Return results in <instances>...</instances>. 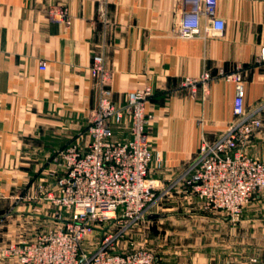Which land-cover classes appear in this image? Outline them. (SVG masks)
Masks as SVG:
<instances>
[{"label":"crops","instance_id":"0c3cea01","mask_svg":"<svg viewBox=\"0 0 264 264\" xmlns=\"http://www.w3.org/2000/svg\"><path fill=\"white\" fill-rule=\"evenodd\" d=\"M52 7L66 9L70 25L49 17ZM181 10V0H0L1 212L15 207L54 168L58 152L86 144L100 101L91 74L96 55L112 73L116 106H125L129 93L153 90L149 132L163 159L153 177L178 176L204 141H216L232 124L236 86L218 77L239 67L245 109L263 121L248 153L264 162V0H221L217 14L225 30L192 40L178 37ZM205 73L213 78L195 95L182 86ZM129 138V125L114 128V140ZM186 195L175 196L193 211H163L147 221L179 218L173 232L184 241L177 264H264V192L237 223ZM198 224L213 228L208 231L217 243L197 242Z\"/></svg>","mask_w":264,"mask_h":264},{"label":"built area","instance_id":"2783aa9c","mask_svg":"<svg viewBox=\"0 0 264 264\" xmlns=\"http://www.w3.org/2000/svg\"><path fill=\"white\" fill-rule=\"evenodd\" d=\"M181 1L179 38L199 39L225 30L226 22L217 14L221 0ZM47 15L70 25L62 7L50 8ZM40 67L46 69L47 64L42 62ZM240 69L230 74L221 70L218 77L236 86L235 120L216 141H204L197 157L182 173L165 181L152 176L163 168L162 156L154 152L149 132L155 119L147 111L152 88L129 93L127 104L116 106L112 73L102 56H94L91 74L101 91L86 144L75 143L58 152L52 162L54 168L30 195L20 198L46 203L66 215L56 214L52 218L54 227L38 233L33 240L7 246L0 256L9 264H170L152 252L135 249L132 242V251L120 245L131 227L163 212L166 202L181 192L199 201L204 210L225 212L232 221L239 220L252 199L264 192V162L248 153L263 121L258 112L245 109ZM212 78L205 73L198 79H185L182 86L195 95L199 85ZM124 124L129 125L130 138L114 140V128ZM116 222L120 228L110 229L109 224ZM97 230L101 231V241L94 252L86 254L84 247Z\"/></svg>","mask_w":264,"mask_h":264},{"label":"rangeland","instance_id":"374dc122","mask_svg":"<svg viewBox=\"0 0 264 264\" xmlns=\"http://www.w3.org/2000/svg\"><path fill=\"white\" fill-rule=\"evenodd\" d=\"M159 173H161V170L159 171ZM155 178H159L165 181H172L173 179H175L174 177L173 179L167 180V178L163 175H159ZM30 194L31 192L28 193V195ZM20 201L17 202V205H15V207H8L2 212L0 211V254H2L3 250L6 249L7 246L20 241L33 240V238L38 233L54 227L56 224L52 220V218L56 214L62 213L64 216L66 215L63 211H59L55 207L47 205L46 203L39 202L37 200ZM180 201H183V199H181V197L175 196L174 199L166 202V204L164 205V212L179 214L181 212L193 211L192 208L186 207V205L182 203L179 204ZM245 210L246 208L242 211L239 220L233 222H240L245 214ZM219 213H224L225 215H227L225 212ZM179 221V218H173L167 222H139L131 227L127 232L126 237L123 239L120 245V248H124L127 245V249L129 248V250L132 251L133 248L129 246V242H132L134 243L135 249L147 250L167 263L177 264V258L179 257L177 247H179L180 244H182V242L184 241L182 239L180 240V237H178L173 232V229L178 227ZM109 225L110 229L113 230L115 229V227L117 229L120 228L118 222ZM196 227H199L198 232L200 233L198 235L197 242H201L202 244H204V242H207L206 244L210 245L213 244V241L215 240L214 243H217V240L214 238V234L209 233L208 231L210 229L212 231L213 228L207 227L206 224H198L196 225ZM101 238V231L97 230L94 233L92 241L84 247L86 254L95 251L96 247L101 241ZM253 261L255 260H251L249 262L239 261L234 263L251 264ZM0 264H9V261L8 259L0 256Z\"/></svg>","mask_w":264,"mask_h":264},{"label":"water","instance_id":"95a60500","mask_svg":"<svg viewBox=\"0 0 264 264\" xmlns=\"http://www.w3.org/2000/svg\"><path fill=\"white\" fill-rule=\"evenodd\" d=\"M157 216H150L148 219H153L156 218Z\"/></svg>","mask_w":264,"mask_h":264}]
</instances>
